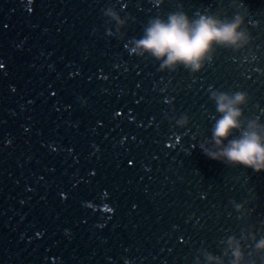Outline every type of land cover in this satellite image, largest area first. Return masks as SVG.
Instances as JSON below:
<instances>
[{"label":"water","instance_id":"95a60500","mask_svg":"<svg viewBox=\"0 0 264 264\" xmlns=\"http://www.w3.org/2000/svg\"><path fill=\"white\" fill-rule=\"evenodd\" d=\"M177 11L240 15L248 43L195 77L129 55ZM0 65V264H231L230 237L264 264V172L206 156L210 86L264 125V0H0Z\"/></svg>","mask_w":264,"mask_h":264},{"label":"clouds","instance_id":"9594fccd","mask_svg":"<svg viewBox=\"0 0 264 264\" xmlns=\"http://www.w3.org/2000/svg\"><path fill=\"white\" fill-rule=\"evenodd\" d=\"M148 2L159 8L165 0ZM238 6L245 7L243 3ZM107 15L117 19L123 26L115 12L109 11ZM248 40L244 18L240 15L219 19L200 12L189 17L183 11H177L166 18L157 15L149 19L142 36L124 47L129 55L142 60L146 57L155 60L157 70L161 73H175L182 69L195 77L213 64L216 49L242 51ZM2 68L3 65H0ZM209 99L214 101L219 115L211 128V141L216 150L206 151V156L214 161L251 169L255 173L264 172V125L256 121H249L246 127L242 124L249 94L244 91L229 93L212 90L210 86ZM164 102L169 103L168 100ZM178 123H187V120L185 118ZM227 246L225 255L231 253V264H243L244 254L240 242L230 237ZM256 247L264 248V240ZM205 258L209 264H224L223 260L212 255H206Z\"/></svg>","mask_w":264,"mask_h":264}]
</instances>
